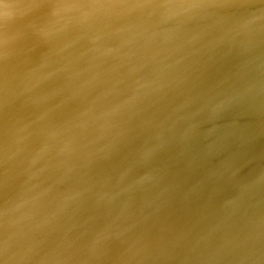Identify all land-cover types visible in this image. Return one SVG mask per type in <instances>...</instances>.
I'll return each instance as SVG.
<instances>
[{
    "label": "water",
    "instance_id": "water-1",
    "mask_svg": "<svg viewBox=\"0 0 264 264\" xmlns=\"http://www.w3.org/2000/svg\"><path fill=\"white\" fill-rule=\"evenodd\" d=\"M214 257L264 264V0H0V264Z\"/></svg>",
    "mask_w": 264,
    "mask_h": 264
},
{
    "label": "bare ground",
    "instance_id": "bare-ground-1",
    "mask_svg": "<svg viewBox=\"0 0 264 264\" xmlns=\"http://www.w3.org/2000/svg\"><path fill=\"white\" fill-rule=\"evenodd\" d=\"M42 134L44 136H47L49 137V135H52L49 131H44L42 132ZM190 204V203H189ZM188 209H190V206L187 205ZM182 217H184L185 219V225H181V231L183 229H186V228H189L188 232L185 234V233H182L180 236L178 237H183L184 239H188V240H192L194 238L195 242L198 241L199 239H202L203 238V235L199 232H201L204 228V225L205 223H203L204 220H202V218L198 215V213L195 211V210H189L187 215L184 216L182 215ZM169 221L170 219L167 221V223H160L158 226H154V229H153V232L158 234V228L161 227L162 228V233L159 234V235H168V237H172V233H178L180 232V230H175L174 232L171 230L172 228H170V225H169ZM262 231L261 230H257L256 233H254L255 237L258 238L259 235H262ZM177 237V236H175ZM194 242V244H195ZM175 248H177L175 246ZM191 248V244L188 243L187 241H184V242H181L180 244V247H179V251H177V253H185L187 252L189 249ZM193 253V252H192ZM215 258V257H214ZM215 260L218 261L217 258H215ZM223 261L220 260V264H222ZM200 264H206L204 260H202L200 262ZM216 264H219V261L216 263Z\"/></svg>",
    "mask_w": 264,
    "mask_h": 264
}]
</instances>
